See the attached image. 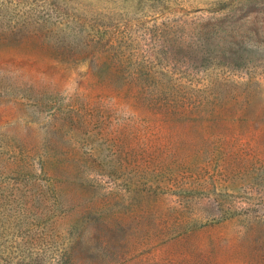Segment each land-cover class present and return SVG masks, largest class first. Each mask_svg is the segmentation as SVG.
<instances>
[{
	"label": "rangeland",
	"instance_id": "rangeland-1",
	"mask_svg": "<svg viewBox=\"0 0 264 264\" xmlns=\"http://www.w3.org/2000/svg\"><path fill=\"white\" fill-rule=\"evenodd\" d=\"M58 263L264 264V0H0V264Z\"/></svg>",
	"mask_w": 264,
	"mask_h": 264
},
{
	"label": "trees",
	"instance_id": "trees-1",
	"mask_svg": "<svg viewBox=\"0 0 264 264\" xmlns=\"http://www.w3.org/2000/svg\"><path fill=\"white\" fill-rule=\"evenodd\" d=\"M87 249V248H86ZM89 249L86 250V252L88 251ZM59 264V263H58Z\"/></svg>",
	"mask_w": 264,
	"mask_h": 264
}]
</instances>
